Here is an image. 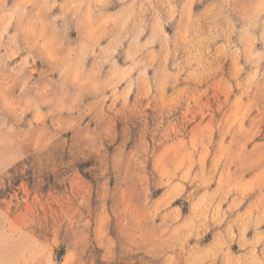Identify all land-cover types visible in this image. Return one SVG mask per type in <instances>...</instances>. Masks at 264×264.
I'll return each instance as SVG.
<instances>
[{"label": "rangeland", "instance_id": "1", "mask_svg": "<svg viewBox=\"0 0 264 264\" xmlns=\"http://www.w3.org/2000/svg\"><path fill=\"white\" fill-rule=\"evenodd\" d=\"M0 156V264H264V0H0Z\"/></svg>", "mask_w": 264, "mask_h": 264}, {"label": "crops", "instance_id": "2", "mask_svg": "<svg viewBox=\"0 0 264 264\" xmlns=\"http://www.w3.org/2000/svg\"><path fill=\"white\" fill-rule=\"evenodd\" d=\"M0 166H1V156H0ZM3 170L4 169H1L0 168V176L4 172ZM226 237H227V235H224L223 236L222 233H216V236L215 235H212V237L208 240V242H206V245H205L206 248L205 249L208 250L210 247H211V249H213V248L219 249V246L220 245H217V244L218 243H220V244L223 243V244H226L225 245L226 246L225 252L228 253L229 248L232 251V247L229 246L230 244H228ZM227 256L228 257H226L225 259L222 258L220 261L218 260V261H215L214 263L215 264H235L236 258L234 256H232V255H230V256L227 255ZM212 262H213L212 260L211 261L210 260H207V264H213Z\"/></svg>", "mask_w": 264, "mask_h": 264}]
</instances>
